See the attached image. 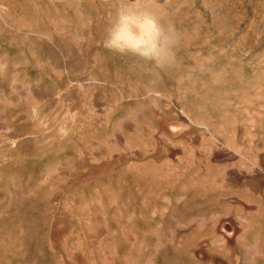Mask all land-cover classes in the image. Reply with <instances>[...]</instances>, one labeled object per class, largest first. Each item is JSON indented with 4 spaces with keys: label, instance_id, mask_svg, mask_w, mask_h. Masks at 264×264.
<instances>
[{
    "label": "rangeland",
    "instance_id": "374dc122",
    "mask_svg": "<svg viewBox=\"0 0 264 264\" xmlns=\"http://www.w3.org/2000/svg\"><path fill=\"white\" fill-rule=\"evenodd\" d=\"M131 2L0 0V58L6 62L0 89L7 92L9 77L17 73L47 93L39 121L17 116L28 109L25 102L18 109L0 107V264H235L234 256L242 258L238 246L223 256L216 247L201 246L195 233L175 231L171 214L192 216L221 206L216 185L205 186L202 197L200 189L182 186L198 177L193 165L183 179L163 171L153 178V171L142 175L128 165L139 154L160 169L187 145L194 149V127L170 143L163 136L161 121H177L179 105L227 130L233 94L256 66H264V0H145L146 7L165 14V28L179 34L170 63L104 47L113 20L108 14ZM83 91L106 120L81 117L73 126L71 113L79 110ZM146 91L157 108L148 104ZM131 136L145 141L135 155L122 149L104 153L112 137ZM91 150L104 156L94 160ZM46 173L60 174L51 187H45L49 180L39 183ZM226 189L232 197L245 194L242 184L229 181ZM179 190L185 191L180 199ZM154 223L174 235L175 245L151 235ZM207 230L200 237L207 238ZM247 233L246 244L258 242L263 250L264 238ZM200 250L207 257H198ZM251 263L264 264V256L255 254Z\"/></svg>",
    "mask_w": 264,
    "mask_h": 264
},
{
    "label": "bare ground",
    "instance_id": "6f19581e",
    "mask_svg": "<svg viewBox=\"0 0 264 264\" xmlns=\"http://www.w3.org/2000/svg\"><path fill=\"white\" fill-rule=\"evenodd\" d=\"M150 9L158 16L161 24L165 27V14L152 7ZM107 19L108 21L114 19V15L109 13ZM55 23L57 24V22ZM5 64L4 59L0 58V77L5 76ZM13 64L14 67L18 65L16 58ZM239 89L240 92L238 94H233L235 104L232 114L228 116L229 127L226 131L220 127L212 126L203 117L191 115L188 109L180 105L178 107L179 116L177 121L170 122L164 119L161 121L163 136L169 143L171 138L183 129L194 127L198 133L195 132L194 135L190 136V139H193L197 144L194 149L187 145L182 150L181 157L166 159L160 169L158 168L159 165L153 160L143 159L142 155L136 154L139 151L138 149L144 146L145 141H138L135 136H131L128 140L112 137L111 146L103 149V151L111 154L116 149H122L130 154L138 155L136 161L131 162L128 166L132 169H137L138 173L142 175L153 171V178L158 177V172L163 171L168 177L178 178V176H181L183 179V174L186 172L187 167L189 169L190 165H193L192 168L196 169L198 177L192 180L191 183L183 182L182 186L190 188L189 186L191 185L192 188L200 189L198 195L202 197L204 192L201 191H203L205 186L216 185V187L222 189L216 198V201L221 202V206L218 210L211 212L201 211V209L192 216H186L184 213L180 216H176V213L171 214L170 221L173 223L175 231H191L195 233L201 246L216 247V251L223 256L231 255L234 247L238 246L243 251V256L242 258L234 256V263L252 264L251 261L255 254L264 256V248L263 250L259 248L258 242H254L253 246H249L245 242L247 240V232L252 233V238H255V240L264 238V206L262 204L264 202V66H256ZM146 92L148 104L157 108L156 99L150 91ZM46 94L39 86H32L26 81H20L18 74L14 73L9 77L7 92H3L0 89V107L18 109L21 103L25 102L29 105L28 109L17 111V116L32 121H39V109L44 103ZM91 96L88 91L82 92L79 97V110L71 113L74 121L73 126L78 125L81 117H84L87 121L91 116H98L101 121L106 120V115L96 114L97 110ZM142 107H139L135 112L140 113ZM82 112L84 115H82ZM248 135L251 137L250 141H247ZM102 153V151L96 152L95 150L89 152L94 160L104 156ZM2 156L0 155V158ZM59 177L60 174L56 175V178H51L46 173L42 175L39 183L44 185L49 180L45 187H51V183ZM229 181L234 184H242L245 194L242 197L229 196L228 189L230 188L226 189ZM253 187H255V191L252 192ZM184 193L185 191L179 190L178 199L182 198ZM146 199L144 197L143 202H146ZM162 199L167 203L169 198L163 197ZM112 202L115 205L117 204L114 199H112ZM202 204L199 203L198 205L202 206ZM232 205H235L236 208L234 215H231L232 211L230 212ZM156 213L161 214L160 211L154 209L153 214ZM258 217L263 219L262 224L259 223ZM85 224L88 229H91V222L86 221ZM205 229H208V237H200L199 233ZM149 232L155 237H162L163 244L175 245L176 243L174 235L165 234L166 232L164 233L160 223H154ZM131 239L133 240L134 238ZM180 244H182L181 241H178V245ZM139 248L144 249L145 247L143 246L142 248V245H139ZM146 250L148 255L151 248L148 246ZM197 256L204 258L207 257V254L201 251L197 253ZM216 261L225 264L220 259Z\"/></svg>",
    "mask_w": 264,
    "mask_h": 264
},
{
    "label": "clouds",
    "instance_id": "9594fccd",
    "mask_svg": "<svg viewBox=\"0 0 264 264\" xmlns=\"http://www.w3.org/2000/svg\"><path fill=\"white\" fill-rule=\"evenodd\" d=\"M178 43L179 34L166 29L145 0H132L118 8L104 39V47L118 54L169 63L171 49Z\"/></svg>",
    "mask_w": 264,
    "mask_h": 264
}]
</instances>
